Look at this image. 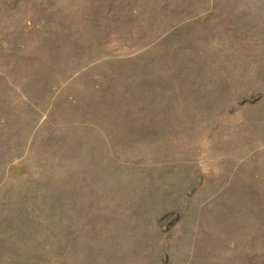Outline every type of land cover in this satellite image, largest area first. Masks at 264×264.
Listing matches in <instances>:
<instances>
[{
    "label": "rangeland",
    "instance_id": "1",
    "mask_svg": "<svg viewBox=\"0 0 264 264\" xmlns=\"http://www.w3.org/2000/svg\"><path fill=\"white\" fill-rule=\"evenodd\" d=\"M0 264H264V0H0Z\"/></svg>",
    "mask_w": 264,
    "mask_h": 264
}]
</instances>
